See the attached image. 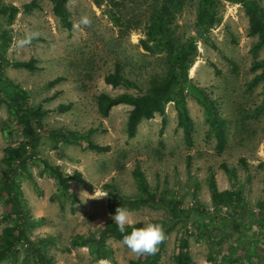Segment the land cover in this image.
<instances>
[{
  "label": "rangeland",
  "instance_id": "obj_1",
  "mask_svg": "<svg viewBox=\"0 0 264 264\" xmlns=\"http://www.w3.org/2000/svg\"><path fill=\"white\" fill-rule=\"evenodd\" d=\"M2 1L20 9L10 26H2L10 37L4 57L36 61L33 71L4 66L2 74L27 92L31 107L41 105L45 110L40 126H36L37 143L28 149L25 166L9 170L27 222L25 232L31 241L40 243L49 264H130L137 258L113 237L104 241L111 250L104 259L94 257L88 246L72 245L76 235L96 233L112 220L107 209V185H113L124 197H140L136 169L151 192L175 198L188 214L187 219L181 216L169 225L158 264H176L177 241L184 231L195 264H228L232 258L233 264H264V235L259 231L264 200L263 92L261 83L254 82L259 70L252 68L254 62L263 59L264 52L257 46V38L248 34L242 6L221 0L219 22L205 34L194 26L198 0H185L175 20L177 37L193 38L196 43L188 75L221 122L224 144L219 150L205 105L190 88L185 93L190 142L177 127L172 102L165 106L166 125L161 136L159 114L141 120L135 136L128 138L130 105L112 107L107 117L97 113L98 94L142 95L153 80L165 74L163 54L146 49L143 43L153 0H67L70 29L61 26L50 0ZM31 1L36 7L25 13L22 6ZM258 2L264 11V0ZM29 37L30 42L23 43ZM117 64L132 86L112 87L104 82ZM55 77L62 81L49 87L47 82ZM67 104L68 109H60ZM57 131L77 132L83 139L56 141L51 132ZM24 142L21 126L0 93V182L8 170L2 162L5 148ZM89 143L109 149L96 152ZM42 160L59 166L64 174L79 171L92 184L93 193L88 194L76 183L72 191L76 201L72 202L43 171ZM211 177L218 191L240 193L239 209L234 204L227 210L212 208ZM17 209L0 183V234L5 226L19 222ZM130 211L134 223H163L170 217L166 208L141 202ZM231 214H240L234 215L240 228L230 222ZM39 219L43 221H35ZM15 251L0 264H38L32 247L21 244Z\"/></svg>",
  "mask_w": 264,
  "mask_h": 264
},
{
  "label": "trees",
  "instance_id": "obj_2",
  "mask_svg": "<svg viewBox=\"0 0 264 264\" xmlns=\"http://www.w3.org/2000/svg\"><path fill=\"white\" fill-rule=\"evenodd\" d=\"M221 0H198L197 13L195 17V29L200 34H205L210 28L219 22L218 7ZM238 3L242 6L244 14L248 20V34L257 38V46L263 48L264 52V11L259 5L258 0H225ZM51 10L58 18L62 27L71 28L69 13L66 8L67 0H50ZM185 0H153L152 6L148 15V19L144 28L145 41L144 47L150 51H158L163 54L165 61V74L162 78L153 80L149 89L142 95H131L122 93L117 96H110L106 93H100L96 96V110L102 117H107L111 108L118 104H128L131 106L126 122V135L132 138L136 134L137 126L141 120H148L154 117L155 114L161 116V126L159 135L163 134L166 119L165 106L172 102L176 111L177 127L181 128L186 141L191 140V119L188 114L185 93L187 88H190L198 98L204 103L205 110L212 126L215 129L218 138V149L222 150L224 144V133L221 127V122L213 111L211 105L208 104L205 96L198 92L191 84L188 71L194 62L196 55V43L193 38L180 40L175 31V20L177 14L184 5ZM36 7L35 1H31L22 6L25 13H30ZM19 8L12 4H6L0 0V93L4 96V101L8 110L12 113L17 124L21 126V132L26 137V142L19 144L16 147L5 148V155L2 162L7 165L8 170L1 175V188L8 199L17 203L16 218L19 220L11 226H5L0 234V261L15 254L16 248L25 244L27 247H32L38 264H49L47 256L43 253L39 242L31 241L24 229L27 224L19 208V192L17 193V184L10 174L9 169H17L24 167L28 158V149L34 147L38 140L36 126H40V119L45 114L41 105L31 107L28 103V94L19 86L13 84L8 78L2 74L4 66H12L14 68H24L30 71L35 70V59L31 58L27 61H9L4 57V50L8 46L10 37L7 31L2 29V26H10L19 12ZM252 68L258 69L259 73L254 77V82H260L262 85L263 102L261 110H264V57L253 63ZM62 81L61 77H55L47 82L49 87ZM104 82L112 87L118 85L132 86L122 74L121 67L117 64L114 70L104 77ZM61 110H66L70 104L60 105ZM53 140L62 141L65 143L78 142L83 139V135L77 132H51ZM91 148L96 152L108 151V146H100L89 143ZM43 171L47 172L56 181L60 191L64 192L72 202L76 198L69 193V182L77 183L88 194L93 193L92 184L87 181L82 174L75 170L72 174H64L59 166L51 165L47 161L42 160ZM138 186L141 192L140 197L131 199L119 194L113 185H107L108 201L107 209L110 214L115 212L116 207H126L129 210L134 208L140 202L150 204L152 206H161L169 212L167 222L161 223L165 235L167 234L169 225L176 223L181 216L187 219L188 214H184L180 209V202L175 198L167 195L158 196L149 190L147 182L143 174L139 170L134 171ZM211 201L212 208L216 211L223 208L230 209L234 204L235 209H239L238 203L241 202V196L236 191H218L214 178H210ZM264 200L261 205V226L264 225L263 218ZM183 213V214H182ZM230 222L234 228H240V222L234 218L240 214H231ZM221 219H228L223 217ZM36 222L43 219L35 220ZM142 222H136L133 227L142 226ZM131 229H129L130 231ZM107 237H113L122 241V234L118 232L116 225L112 220L103 224L96 232L88 236L76 235L72 239V245L88 246L89 252L98 259L107 258L110 253V248L105 244ZM188 234L183 232L177 241V253L175 256L176 264H195L188 253ZM163 241L158 245L157 251L150 255L139 256L135 260H131L130 264H158L160 259V250ZM228 264H233L234 259H229ZM112 264H117L112 262Z\"/></svg>",
  "mask_w": 264,
  "mask_h": 264
},
{
  "label": "clouds",
  "instance_id": "obj_3",
  "mask_svg": "<svg viewBox=\"0 0 264 264\" xmlns=\"http://www.w3.org/2000/svg\"><path fill=\"white\" fill-rule=\"evenodd\" d=\"M83 23L87 24L88 20L84 19ZM31 38L23 43H29ZM111 219L118 232L122 234V243L137 257L155 253L165 238L164 228L159 222L150 221L140 227H133L131 211L126 207H116Z\"/></svg>",
  "mask_w": 264,
  "mask_h": 264
},
{
  "label": "crops",
  "instance_id": "obj_4",
  "mask_svg": "<svg viewBox=\"0 0 264 264\" xmlns=\"http://www.w3.org/2000/svg\"><path fill=\"white\" fill-rule=\"evenodd\" d=\"M74 187H76V183H74V182H69V184H68V190L70 191L69 193L72 195V196H74V197H76L74 194H73V188ZM84 191V190H83Z\"/></svg>",
  "mask_w": 264,
  "mask_h": 264
},
{
  "label": "built area",
  "instance_id": "obj_5",
  "mask_svg": "<svg viewBox=\"0 0 264 264\" xmlns=\"http://www.w3.org/2000/svg\"><path fill=\"white\" fill-rule=\"evenodd\" d=\"M259 231H260V233H262L264 235V226L263 227L261 226Z\"/></svg>",
  "mask_w": 264,
  "mask_h": 264
}]
</instances>
